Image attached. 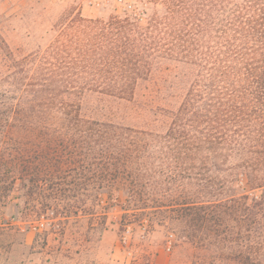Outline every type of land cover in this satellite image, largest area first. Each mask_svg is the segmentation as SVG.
Instances as JSON below:
<instances>
[{
	"label": "trees",
	"instance_id": "1",
	"mask_svg": "<svg viewBox=\"0 0 264 264\" xmlns=\"http://www.w3.org/2000/svg\"><path fill=\"white\" fill-rule=\"evenodd\" d=\"M161 3L144 24L141 16L73 18L95 41L96 68L87 74L81 53L75 60L82 70L60 75L62 88L52 85V74L0 76L14 83L0 89V133L59 136L51 147L17 141L12 173L19 182L0 185V207L13 189L15 233L33 230V248L53 241L71 253L85 244L64 238L63 224L94 214L87 197L99 205L100 190L121 187L123 210L165 207L186 243H197L200 232L212 251L229 250L231 261L236 241L240 264H264V0ZM172 47L173 61L192 67L188 85L139 91L137 81ZM91 93L116 107L87 112L83 99ZM156 189L160 199L136 198ZM9 226L0 217V228Z\"/></svg>",
	"mask_w": 264,
	"mask_h": 264
},
{
	"label": "rangeland",
	"instance_id": "2",
	"mask_svg": "<svg viewBox=\"0 0 264 264\" xmlns=\"http://www.w3.org/2000/svg\"><path fill=\"white\" fill-rule=\"evenodd\" d=\"M84 1L0 0V76L12 70L39 76L52 74L54 76L52 85L57 89L62 88L60 75L65 72L79 73L82 70L81 65L75 60L81 53L88 58L83 69L87 74L92 73L96 68L92 64L95 41L90 33L86 36L80 34L76 24L71 20L78 15L101 20L113 16L125 18L129 15L111 6L91 8ZM141 1L145 7L144 15H141L142 24L164 9L162 0ZM158 26L161 29L163 27L162 24ZM170 40L172 39H168ZM162 52L165 51L162 50L157 54L162 55ZM164 56L153 64L145 79L137 81L136 86L139 91L159 88L173 90L175 87L188 85L187 79L192 67L173 61V47ZM13 61L19 64L14 65ZM181 72L185 74L183 82L180 79ZM1 78L0 89H13L14 83L11 78L5 81ZM28 81L36 82L31 78ZM74 84L79 86L84 85V82ZM85 85L96 84L85 81ZM100 85L105 86L107 83ZM83 106L87 112H94L101 106H110L114 109L116 100L91 93L84 97ZM17 141L28 145L51 147L59 141V136L58 132L39 137L0 133V162L4 163L7 170L3 172L0 168V185L15 188L19 182L12 173L16 164L13 157ZM50 156L52 155L48 157ZM159 190L150 193L143 191L136 198L160 199L162 192ZM5 193L4 201H7V205L0 207V217L8 221L10 226L4 227L5 229L0 228V264H227L228 262L240 264L241 261L239 256H234V253H237L235 250L240 249V246H236V241L231 247L233 258L231 261L226 259L229 250L213 249L212 251L208 248L209 238H205L200 232L195 239L197 243H186L177 223L173 222L175 214L166 211L165 207L156 209L149 204L148 207L131 209L133 207L131 206L123 210L122 208H126L123 207L126 193L121 187L117 190L105 188L100 190L99 205L94 204L93 196L87 197L86 204L94 214L84 218L80 215L82 220L79 223L63 224L64 238L69 240L80 238L79 241H83L85 245L72 246L71 253L65 250L67 244L59 247L53 241L44 248H33V230L18 235L11 228L14 223L11 201L15 191L12 189ZM80 197L77 195V198ZM89 218H94L90 220L95 225L94 229H88ZM41 223L49 229L47 220H42ZM170 234L173 237V246L167 250L166 239ZM51 237L52 235L49 236Z\"/></svg>",
	"mask_w": 264,
	"mask_h": 264
},
{
	"label": "built area",
	"instance_id": "3",
	"mask_svg": "<svg viewBox=\"0 0 264 264\" xmlns=\"http://www.w3.org/2000/svg\"><path fill=\"white\" fill-rule=\"evenodd\" d=\"M84 2L91 8L111 6L135 18L140 17L145 9L141 0H85ZM172 246L173 237L170 234L166 239V249L170 250Z\"/></svg>",
	"mask_w": 264,
	"mask_h": 264
}]
</instances>
